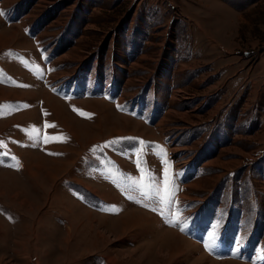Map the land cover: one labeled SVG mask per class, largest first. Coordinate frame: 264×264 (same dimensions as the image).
Returning <instances> with one entry per match:
<instances>
[{
  "label": "rangeland",
  "instance_id": "1",
  "mask_svg": "<svg viewBox=\"0 0 264 264\" xmlns=\"http://www.w3.org/2000/svg\"><path fill=\"white\" fill-rule=\"evenodd\" d=\"M0 13V264H264V0Z\"/></svg>",
  "mask_w": 264,
  "mask_h": 264
},
{
  "label": "bare ground",
  "instance_id": "2",
  "mask_svg": "<svg viewBox=\"0 0 264 264\" xmlns=\"http://www.w3.org/2000/svg\"><path fill=\"white\" fill-rule=\"evenodd\" d=\"M103 101V100H102ZM132 120V119H131ZM64 121H66V120H64ZM138 122V121H137ZM148 215V214H147ZM133 216H135V215H131V216H129L130 218H127V220H125L126 222H125V228L126 229H129L130 228V226H134V222H137V220L138 219H135L134 220V217ZM149 216V215H148ZM153 217V216H152ZM153 219H154V217H153ZM137 224V223H136ZM138 225V224H137ZM172 232H175V231H173V230H171ZM174 234H176V233H174ZM175 236V235H174ZM176 236H177V240L175 241V242H173V243H170L171 245L169 246V247H167V249H168V254H169V258L168 259H177V258H180V256L181 255H183V256H186L188 253H189V250H186V248L184 247V244L182 243V241H181V239L182 240H184V241H186V242H188L189 244H194V242L192 241V240H190V239H188V238H186L185 236H178L177 234H176ZM171 239V238H170ZM171 241V240H170ZM165 249L166 248H164V251H165ZM158 250V249H157ZM161 250H163V249H161V247H160V250L159 251H161ZM158 252V251H157ZM164 253V252H163ZM193 253H194V250H192V251H190V255L188 256V257H191V256H193ZM167 256V255H166ZM204 256L206 257V258H208V259H210V260H213V258H211L209 255H207L206 253L204 254ZM204 257V258H205ZM232 262H236V261H232ZM239 264V263H238ZM240 264H247V263H240Z\"/></svg>",
  "mask_w": 264,
  "mask_h": 264
},
{
  "label": "crops",
  "instance_id": "3",
  "mask_svg": "<svg viewBox=\"0 0 264 264\" xmlns=\"http://www.w3.org/2000/svg\"><path fill=\"white\" fill-rule=\"evenodd\" d=\"M2 44H5V43H3L2 42ZM10 95V94H9ZM8 99L10 98L9 96L7 97ZM1 101V100H0ZM51 162H55V161H52L51 160ZM29 170H30V173L32 174V175H37V171H38V169H40V168H43L44 167V162L43 161H41L40 159L39 160H30L29 162ZM57 168V167H56ZM61 168H64L63 166H61ZM53 170H54V172H52L51 173V177H53L54 175H55V173H57V172H59V171H63V169H60L59 171H57V169H55V168H52ZM22 220H21V224H19L20 226L18 227L19 229H20V227H24L25 225H26V223H27V221L24 219V218H21ZM0 221L2 222V223H5L6 225H8V227L11 229L12 227H11V222H9V221H6L5 219H2L1 217H0ZM11 231H13V232H15V230L14 229H11ZM43 233H47V232H43ZM22 235V234H21ZM20 235V236H21ZM20 238V237H19ZM19 244H20V242H19ZM22 244V243H21ZM20 244V245H21ZM14 247H16V242H14ZM47 250H49V248H47ZM16 252V251H15ZM14 252V253H15ZM18 252V251H17ZM52 252V251H51ZM19 254V253H18ZM47 258H49L48 256H46V261H48L47 260ZM41 259V258H40ZM41 264H43V261H41ZM50 264V263H49Z\"/></svg>",
  "mask_w": 264,
  "mask_h": 264
},
{
  "label": "snow or ice",
  "instance_id": "4",
  "mask_svg": "<svg viewBox=\"0 0 264 264\" xmlns=\"http://www.w3.org/2000/svg\"><path fill=\"white\" fill-rule=\"evenodd\" d=\"M0 14H2V13H0ZM89 117L91 116V114H87ZM49 126H51V125H49ZM29 132H30V135L32 134V133H35V137L34 138H39V130L38 129H35V126H33V129H31V130H29ZM64 139H66L65 137H47V136H45V137H43V141H44V143H49V142H52V141H54V140H64ZM110 143H115V141H113V142H110ZM3 146H5L4 145V142L3 141H0V147H3ZM5 155H7V153H4ZM15 166H19L18 164L17 165H15ZM168 184H169V181H165V188H164V195H165V199H167V197L169 196V195H171V193H170V191H169V188H168Z\"/></svg>",
  "mask_w": 264,
  "mask_h": 264
},
{
  "label": "trees",
  "instance_id": "5",
  "mask_svg": "<svg viewBox=\"0 0 264 264\" xmlns=\"http://www.w3.org/2000/svg\"><path fill=\"white\" fill-rule=\"evenodd\" d=\"M195 242V241H194ZM233 260V259H232ZM238 261V260H237ZM241 262V261H240Z\"/></svg>",
  "mask_w": 264,
  "mask_h": 264
}]
</instances>
